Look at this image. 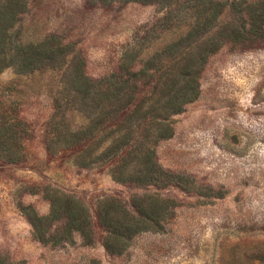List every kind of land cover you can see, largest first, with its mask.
Wrapping results in <instances>:
<instances>
[{"label":"rangeland","instance_id":"rangeland-1","mask_svg":"<svg viewBox=\"0 0 264 264\" xmlns=\"http://www.w3.org/2000/svg\"><path fill=\"white\" fill-rule=\"evenodd\" d=\"M213 1L205 26L206 0H0V264H264V0ZM45 41L61 53L17 52ZM116 75L131 128L80 140L119 106L85 83ZM51 200L90 215L89 236ZM122 208L149 227L109 253L97 215Z\"/></svg>","mask_w":264,"mask_h":264},{"label":"trees","instance_id":"trees-1","mask_svg":"<svg viewBox=\"0 0 264 264\" xmlns=\"http://www.w3.org/2000/svg\"><path fill=\"white\" fill-rule=\"evenodd\" d=\"M129 1H141V2H164L166 4H172L171 0H129ZM207 6L204 8L202 15L199 17L202 20L203 25L209 26L211 22L213 21L215 17V11L217 10V6L219 3H215L213 0H206ZM10 6L12 5V2L9 3ZM264 8V7H263ZM263 10V9H262ZM11 27H8L6 29L1 30L0 29V69L2 67H6L7 65V53H4L5 51L9 50V46L11 45L10 36L8 35V30ZM243 30V29H242ZM245 32V30H243ZM245 34V33H244ZM237 36H241V33L237 31ZM50 41H45L41 43L40 45H30L27 47H21L17 46V52H22L23 56L26 57L25 59L29 62V65H35V63L38 62V59L41 57L50 59L52 55H55L57 52L61 53V49L59 47H55V45H52V48L49 44ZM20 56V55H18ZM17 56V57H18ZM15 57V59L17 58ZM135 61V56L131 58V61ZM135 67L133 66L132 69ZM133 78L136 77V74H132V72L128 73ZM122 83L121 79H118V75L115 77L113 76L111 81L107 82L104 86H96V87H90L89 80L85 83L88 87H84L83 93L85 96L88 97L89 94H94L93 96L98 97L99 101H102L104 103H109L111 105L118 104V109L114 110L110 113V115L107 117V120H92L90 124L88 125L87 129H81L77 132L78 138H82L83 134H90L94 130L99 131L104 125L107 123H114L113 126L115 127V130H112L110 134H119L122 131L131 128V119L133 116L131 114L135 111H138L140 109L139 105H137L134 100L133 93L127 94V92L124 91V87L120 86L119 83ZM189 100H182L180 102V107L184 105V103H187ZM172 102V100H170ZM136 108V110H129V108ZM127 112V113H126ZM133 121V120H132ZM131 121V122H132ZM103 123H106L103 125ZM103 125V126H102ZM162 126H168L165 124H161ZM101 127V128H100ZM107 126L105 127V129ZM93 138H89L85 141H80L79 143H84L87 145L92 141ZM153 147L150 146L149 148H146L144 151V154L146 155L145 158H148V160H151V156L153 154ZM71 201H66L64 204H59L60 206L58 208L55 207V202L51 200V213L53 215L52 218L58 219L60 221H68L69 222V229L70 232L79 233L81 236L86 237L89 236L91 233V217L90 215H87L85 211L80 206H73L70 204ZM125 213V210L122 211L118 210L115 211V213L108 209L105 211L104 215H97V218L99 219V222H101V226L104 229V231L107 234V237L105 239V249L109 253H113L111 250L114 249V246L112 245L113 242H116V244L119 245V250L125 247V241L129 239V237L135 233H138L139 231H146L149 226H143L141 224H130L127 220L129 218V214L124 217L122 214ZM127 218V219H126ZM130 219H134L133 216H130ZM31 225L33 226V229L35 231V236L37 235V239H40L38 237V227L41 223V219L35 218V220H30ZM35 221V222H34ZM151 223H156L154 221H151ZM37 232V234H36ZM115 245V243H114ZM111 249V250H110ZM111 251V252H110Z\"/></svg>","mask_w":264,"mask_h":264}]
</instances>
